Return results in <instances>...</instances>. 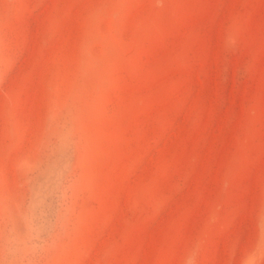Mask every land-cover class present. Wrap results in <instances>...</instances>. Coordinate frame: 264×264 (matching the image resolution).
Instances as JSON below:
<instances>
[{
  "label": "rangeland",
  "instance_id": "374dc122",
  "mask_svg": "<svg viewBox=\"0 0 264 264\" xmlns=\"http://www.w3.org/2000/svg\"><path fill=\"white\" fill-rule=\"evenodd\" d=\"M0 264H264V0H0Z\"/></svg>",
  "mask_w": 264,
  "mask_h": 264
}]
</instances>
